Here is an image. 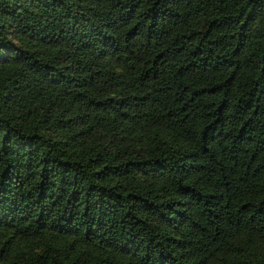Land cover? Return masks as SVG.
Masks as SVG:
<instances>
[{
	"label": "trees",
	"instance_id": "trees-1",
	"mask_svg": "<svg viewBox=\"0 0 264 264\" xmlns=\"http://www.w3.org/2000/svg\"><path fill=\"white\" fill-rule=\"evenodd\" d=\"M0 264H264V0H0Z\"/></svg>",
	"mask_w": 264,
	"mask_h": 264
}]
</instances>
